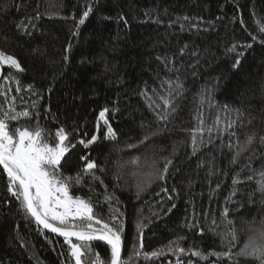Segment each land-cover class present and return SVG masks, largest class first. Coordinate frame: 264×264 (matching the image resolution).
<instances>
[{"label":"trees","instance_id":"obj_1","mask_svg":"<svg viewBox=\"0 0 264 264\" xmlns=\"http://www.w3.org/2000/svg\"><path fill=\"white\" fill-rule=\"evenodd\" d=\"M89 7V16L80 24ZM262 25L264 0H0V51L16 57L23 69L0 67V87L6 93L0 95V107L7 110L15 97L16 110L28 109L32 117L10 126L39 124L52 144L56 130L66 129L76 146L62 160L65 176H75L83 168L81 156H89L103 169L96 175L119 199L112 207L122 214L125 229L121 259L129 264H233L226 258L203 260L190 253L137 258L134 250L141 238L136 225L151 220L142 238L144 252L184 237L179 243L186 250L207 254L231 247L234 257L264 230V193L258 188L264 172ZM252 35L258 36L256 42ZM249 43L252 48L244 47ZM234 44L236 52H229ZM241 52L244 55L238 56ZM237 58L241 63L234 68ZM13 76L22 81L19 93ZM165 81L182 83V94L175 97L177 111L169 121L158 122L154 109L161 105L163 111L160 97L169 91ZM29 84L38 95L28 90ZM143 93L155 101L152 107ZM33 101H38L35 110ZM104 108L109 109L116 140L104 139L102 122L97 129ZM198 114L205 131L197 139L206 146L193 155L192 129L201 126ZM230 121L234 126L221 131ZM93 134L98 140L89 148L78 143ZM168 160L173 163L166 180L160 181L156 176ZM237 173L240 183L233 194ZM7 182L0 167V264H75L63 239L41 234L25 217L19 201L8 193ZM104 192L105 187L90 177L70 189L74 196L91 197L97 216L107 221L111 214ZM227 233H234L235 239H222ZM91 246L89 264L95 254L110 259L109 247ZM235 264L259 262L235 257Z\"/></svg>","mask_w":264,"mask_h":264},{"label":"snow or ice","instance_id":"obj_2","mask_svg":"<svg viewBox=\"0 0 264 264\" xmlns=\"http://www.w3.org/2000/svg\"><path fill=\"white\" fill-rule=\"evenodd\" d=\"M91 7L84 11L82 18L79 21L80 24L85 22L84 18L89 16ZM20 25H18L19 27ZM260 33H264V25L259 28ZM253 42L258 40V36L252 35ZM259 42L264 44V39H260ZM244 47L252 48L253 44L249 43ZM229 52H236V45H232L228 49ZM241 52L238 56H243ZM67 59V57H65ZM241 63L239 58L236 59L234 68L238 67ZM9 66L16 72H23L21 64L17 58L13 55H7L3 51H0V67ZM0 79H4L0 75ZM12 79L16 84V92L19 93L22 90V81L13 76ZM169 85V91L167 96H161L163 111H159L161 105H156V117L158 122H168L172 114L177 111V106L174 103L175 97L182 94L183 85L179 81H165ZM28 90L33 91V95H38L34 91L33 85H28ZM155 91V90H153ZM0 95H6L2 87H0ZM146 100L149 102V107H152L155 101L151 97H148L147 93H143ZM204 100H200L202 105ZM38 101H33L31 108L36 109ZM115 111V110H113ZM109 109L104 108L99 112L97 118V129L99 130L102 122L105 132L104 139L116 140L117 134L113 127L109 123L108 119ZM32 112L28 109L17 111L15 108V97L12 98V103L9 104L8 109L4 110L0 107V167L7 176V191L19 201L20 210L24 213L26 218H31L40 228L41 234L44 230L51 232L59 237L63 238L64 244L68 246L69 256L74 260L75 264H89V257L93 255V248L91 242L104 241L110 247V259L108 261L102 260L98 254L94 255L91 259V264H129L128 261L121 259V246L122 237L124 233V224L119 219L122 215L118 208L112 207L113 203H119L118 197L114 192H108L104 181L101 177L96 175V170L103 171L99 165L92 160L89 156H81L84 166L75 176H65L62 172V160L66 154L70 152L71 148L76 145L71 144L70 134L65 128L61 127L55 132V143L49 142V134L46 129L37 124L34 128L31 126H17L12 128L10 122H18L22 118L31 119ZM200 121V127L192 129V154L196 155L200 151V146H206L203 139L198 140L197 135L201 137L205 131L201 116L198 114L196 117ZM219 123V118H217ZM235 121H230L225 129L232 128ZM208 132L212 131V128L207 129ZM157 131L149 132L144 136L140 143L148 140L151 136L156 135ZM252 137H249L248 143L252 142ZM98 140V136L93 134L90 139H80L79 144L84 148L95 144ZM264 142V137H261ZM211 143V140L208 141ZM127 147L133 148L136 145L129 144ZM240 155L237 152L233 157L232 163L237 162V157ZM135 163V161H133ZM172 160H168L157 176L156 179L160 181L166 180V176L169 172V166L172 164ZM243 171V169H241ZM240 173H237L232 180L233 194L236 193L235 186L240 183ZM86 177H90L93 182L99 181L102 187H105L103 194V202L109 206L110 219L104 220L102 217L97 216L95 208L97 205L93 203L92 198H82L80 195H72L70 189L75 185H83ZM252 179V177H249ZM151 181H149L150 186ZM220 187L219 184L216 186ZM259 190L264 193V172L260 173V179L258 181ZM143 191V188H140ZM90 191H95L94 188H90ZM161 191L167 193V189H161ZM174 192L175 189H172ZM159 195V193L157 194ZM168 199L172 197L169 195ZM264 203V202H262ZM175 204L168 209V212L172 211ZM228 209H225V217L227 216ZM153 215H158L153 213ZM149 223L145 224L140 221L136 225L137 233L141 238L139 248L134 250V256L137 258H143L144 260L155 259L165 255V253L171 254H188L198 257L203 260H207L210 256L217 258H226L235 264V257L254 258L259 264H264V230L259 231L256 235L251 237L249 241L244 245L239 252L235 253V257L229 247L228 251L215 252L209 251L205 254L200 250H193L188 248L187 250L179 243L184 237H179L177 240L170 241L165 247L159 249L144 252L143 251V234ZM232 223V221H229ZM215 224V220H213ZM197 225H190V227H196ZM212 229L210 228V231ZM227 236H232L235 239L234 233L222 234V239H226ZM74 238V240H73ZM51 242V241H50ZM132 257H129L131 260ZM179 264V261H178ZM191 264V261H189Z\"/></svg>","mask_w":264,"mask_h":264},{"label":"water","instance_id":"obj_3","mask_svg":"<svg viewBox=\"0 0 264 264\" xmlns=\"http://www.w3.org/2000/svg\"><path fill=\"white\" fill-rule=\"evenodd\" d=\"M44 231H45L46 233H49V234L53 235V236H56V237H58V238L63 239L62 237H59V236H57V235H55V234H53V233H51V232H48L47 230H44ZM73 240H74V238H73ZM91 244H103V245L109 247V246L106 244V242H104V241H93V242H91ZM109 248H110V247H109Z\"/></svg>","mask_w":264,"mask_h":264},{"label":"rangeland","instance_id":"obj_4","mask_svg":"<svg viewBox=\"0 0 264 264\" xmlns=\"http://www.w3.org/2000/svg\"><path fill=\"white\" fill-rule=\"evenodd\" d=\"M5 66H7V65H5Z\"/></svg>","mask_w":264,"mask_h":264}]
</instances>
